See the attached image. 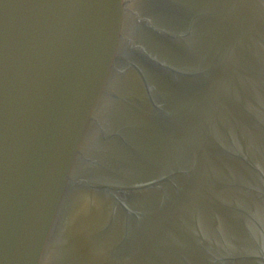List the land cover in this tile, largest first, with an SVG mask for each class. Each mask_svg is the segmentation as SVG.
<instances>
[{
	"label": "water",
	"instance_id": "water-1",
	"mask_svg": "<svg viewBox=\"0 0 264 264\" xmlns=\"http://www.w3.org/2000/svg\"><path fill=\"white\" fill-rule=\"evenodd\" d=\"M0 264H264V0H0Z\"/></svg>",
	"mask_w": 264,
	"mask_h": 264
}]
</instances>
